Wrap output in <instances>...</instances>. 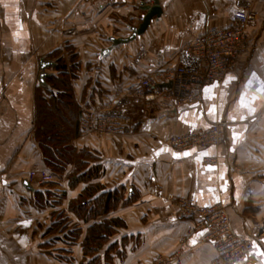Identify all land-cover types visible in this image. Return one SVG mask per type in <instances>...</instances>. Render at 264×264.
<instances>
[{"label":"crops","instance_id":"obj_1","mask_svg":"<svg viewBox=\"0 0 264 264\" xmlns=\"http://www.w3.org/2000/svg\"><path fill=\"white\" fill-rule=\"evenodd\" d=\"M153 1L0 0V264H156L178 253V264H219L205 231L191 232L194 221L170 194L226 206L235 232L255 238V264H264V0H159L163 13L143 35L114 46L111 38L140 25L141 3ZM248 5L258 16L238 65L224 84L203 89L200 105L163 111L135 94L138 80L158 71L201 69L187 45L209 27L232 25ZM41 60L54 64L50 75H59L61 60L76 68L81 129L72 143L96 157L76 175L74 165L62 174L47 168L33 136ZM103 114L133 124L112 135L90 130L87 122ZM216 122L225 135L217 147L168 145L174 134ZM34 171L52 178L40 186L30 181ZM105 194L119 201L94 213ZM80 198L81 214L72 210ZM93 226H103L106 239L88 250Z\"/></svg>","mask_w":264,"mask_h":264},{"label":"built area","instance_id":"obj_2","mask_svg":"<svg viewBox=\"0 0 264 264\" xmlns=\"http://www.w3.org/2000/svg\"><path fill=\"white\" fill-rule=\"evenodd\" d=\"M140 3L141 0H136ZM258 13L251 5L242 7L233 15V24L228 27H209L195 37L185 51L195 55L203 67L194 69L178 66L171 70L158 71L153 76L139 79L134 88L136 95L143 96L150 107L172 111L179 107L198 106L203 101V89L209 85H222L226 76L238 65L239 56L247 45V27L256 22ZM172 84L167 87V84ZM89 129L95 128L100 134L112 135L125 132L132 126L126 115L103 114L89 120ZM224 124L216 122L207 129H193L187 133L174 134L168 145L177 151L190 148L217 147L224 141ZM204 163L218 165L214 158H204ZM52 178L51 172L34 171L30 181L40 186ZM175 201L183 217L192 219V231H205V241L216 250L219 264H255L252 255L255 238L245 239L233 228L229 212L223 204L198 206L191 197L169 195ZM179 253L164 256L156 264H178Z\"/></svg>","mask_w":264,"mask_h":264},{"label":"trees","instance_id":"obj_3","mask_svg":"<svg viewBox=\"0 0 264 264\" xmlns=\"http://www.w3.org/2000/svg\"><path fill=\"white\" fill-rule=\"evenodd\" d=\"M56 69L59 75L45 77V86L41 83L35 96V116L33 136L37 140L44 156L47 168L55 174H62L67 165H74L75 175L88 168L90 161L96 157L87 150H78L73 146V140L80 134L81 110L74 96L73 79L75 66L68 68L66 63L59 61ZM40 83V82H39ZM101 167L91 166L92 174H98ZM80 178L86 176L80 175ZM117 195L105 194L96 201L93 212L108 211L117 201ZM80 198L72 204V210L82 213L86 204ZM107 230L103 226H93L89 230L84 248L91 250L101 246L106 239Z\"/></svg>","mask_w":264,"mask_h":264},{"label":"water","instance_id":"obj_4","mask_svg":"<svg viewBox=\"0 0 264 264\" xmlns=\"http://www.w3.org/2000/svg\"><path fill=\"white\" fill-rule=\"evenodd\" d=\"M141 10H145L146 13L143 16V19L140 23L139 26L137 27H132V33L129 35L127 38H111L114 46L118 44H128L130 41H133L136 39V37L143 35V33L149 28L151 25V21L154 18L160 17L163 13V9L161 8L159 0H154L153 4H147L146 2H142L140 5ZM49 66H54L53 63L50 61L46 60H41V74L39 76V82L42 83L44 86L47 84L45 83V77L48 76L49 74L46 72V68ZM167 87H171L172 84H167ZM26 183V182H25ZM27 186L28 183H26Z\"/></svg>","mask_w":264,"mask_h":264},{"label":"snow or ice","instance_id":"obj_5","mask_svg":"<svg viewBox=\"0 0 264 264\" xmlns=\"http://www.w3.org/2000/svg\"><path fill=\"white\" fill-rule=\"evenodd\" d=\"M241 103H243V98H241ZM163 151H167V149H164ZM184 155H189V153H185ZM195 241H193L194 243Z\"/></svg>","mask_w":264,"mask_h":264}]
</instances>
